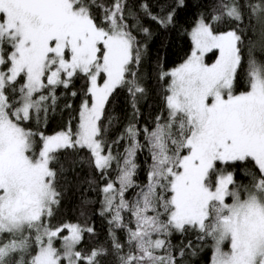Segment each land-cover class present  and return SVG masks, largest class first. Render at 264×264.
I'll list each match as a JSON object with an SVG mask.
<instances>
[{"label":"snow or ice","instance_id":"6c2138e0","mask_svg":"<svg viewBox=\"0 0 264 264\" xmlns=\"http://www.w3.org/2000/svg\"><path fill=\"white\" fill-rule=\"evenodd\" d=\"M125 3L0 0V264H104L108 249L81 248L91 227L51 225L61 197L53 163L69 149H86L105 181L102 214L110 217L118 264H177L184 251L173 253L174 233L210 241V264H264V60L253 57L238 26L245 9L264 23V0H220L209 20L199 18L188 59L160 75L169 78L166 115L151 129L130 124L117 137L127 139V147L114 155L100 123L109 97L125 88L135 108L146 91ZM93 7L104 12L100 24ZM142 7L164 26L173 22L174 13L160 18ZM225 22L235 26L214 31ZM213 52L216 59L207 62ZM76 75L88 81L90 97L82 101L77 129L44 136L26 127L47 114L56 88H68ZM245 77L248 86L238 91ZM145 147L151 163L141 184L136 157ZM236 168L255 169L247 173L250 186L235 179ZM111 170L115 179H109Z\"/></svg>","mask_w":264,"mask_h":264},{"label":"trees","instance_id":"16d2710c","mask_svg":"<svg viewBox=\"0 0 264 264\" xmlns=\"http://www.w3.org/2000/svg\"><path fill=\"white\" fill-rule=\"evenodd\" d=\"M99 4L110 7L113 0H97ZM242 3H257L259 0H241ZM220 0H183V5L178 6V0H126L125 11L131 13L125 22L129 25L140 45L141 61L137 69V76L145 88L141 97H136L135 108L131 94L125 88H117L109 97L105 106L101 124L106 131L103 133L106 147L114 155H122L127 147V139H117L124 134V130L135 124L139 129L153 128L158 116L166 115L164 96L169 78L161 79L162 72H169L184 63L190 56L192 42L190 31L203 16L209 20L212 10L217 7ZM156 17L164 18L174 13L173 22L167 26L158 20H153L145 14L144 8ZM96 22L101 23L104 12L99 7H93ZM140 26L148 29L149 35L140 30ZM235 26L232 23H220L214 25V31L220 33L231 30ZM244 32L245 43L252 48V55L258 61L264 60V23L257 19L256 14L245 9V20L238 25ZM248 48H245L247 58ZM216 53L207 54V61L213 62ZM247 77L237 87L238 91L247 88ZM89 83L82 75H76L68 88L57 87L55 90L56 102L40 121H29V127L36 133L44 136H52L69 127L75 131L78 127L79 112L82 101L89 100L86 94ZM75 92V95L72 93ZM141 143H146L143 134ZM41 141L36 139V148L39 149ZM59 159L53 163V167L59 170L58 190L61 192L60 203L54 208L51 217V225L58 226L65 223L79 224L91 227L94 231L85 234L81 248L87 253L98 246L109 250L104 258V264H118L117 257L112 253L109 223L110 217L102 214L103 194L100 191L105 183L100 174L91 163L90 153L86 149L63 150L57 154ZM137 181L146 182L147 172L151 163L147 148L137 154ZM235 179L242 186H250L252 177L247 173L255 172V169L236 168ZM115 170H111L109 179H115ZM126 193V198L130 197ZM127 216V214H125ZM117 238L125 243L126 233L117 230ZM173 253L184 251L183 257L177 255V264H210L212 246L210 241H198L195 233H174L171 238ZM191 243L192 247L187 245ZM127 251V245L125 247ZM195 252V255H193Z\"/></svg>","mask_w":264,"mask_h":264},{"label":"rangeland","instance_id":"374dc122","mask_svg":"<svg viewBox=\"0 0 264 264\" xmlns=\"http://www.w3.org/2000/svg\"><path fill=\"white\" fill-rule=\"evenodd\" d=\"M190 32H191V31H190ZM206 61H207V55H206ZM207 62H208V61H207ZM213 62H214V61H213ZM180 65H181V64H180ZM177 67H178V66H177ZM174 69H175V68H174ZM172 70H173V69H172ZM170 71H171V70H170ZM170 71H169V72H170Z\"/></svg>","mask_w":264,"mask_h":264}]
</instances>
